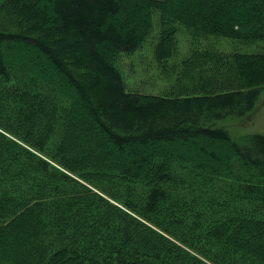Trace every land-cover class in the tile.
<instances>
[{
  "label": "trees",
  "instance_id": "16d2710c",
  "mask_svg": "<svg viewBox=\"0 0 264 264\" xmlns=\"http://www.w3.org/2000/svg\"><path fill=\"white\" fill-rule=\"evenodd\" d=\"M261 87L264 0H0V264H264V132L214 125Z\"/></svg>",
  "mask_w": 264,
  "mask_h": 264
},
{
  "label": "rangeland",
  "instance_id": "374dc122",
  "mask_svg": "<svg viewBox=\"0 0 264 264\" xmlns=\"http://www.w3.org/2000/svg\"><path fill=\"white\" fill-rule=\"evenodd\" d=\"M156 33L157 29L155 27L139 50L130 55H120L116 59V64L122 72L127 87L136 92L147 94L161 93L167 83L162 74V69H159V65L153 58V47L157 37ZM176 36L178 48L175 56L170 59V62L177 61L186 56L192 46V43L185 32L179 30ZM209 39L207 38L199 41L200 47L208 45L210 47L213 46L224 54H229L233 51L255 52L258 51L261 46L260 42L259 44L246 45L224 37H210ZM214 125L227 130L231 137L234 138L245 134L263 133L264 87H261L256 105L251 112L241 117H226ZM175 149L177 150L178 148L176 147ZM149 225L154 227L151 224Z\"/></svg>",
  "mask_w": 264,
  "mask_h": 264
}]
</instances>
